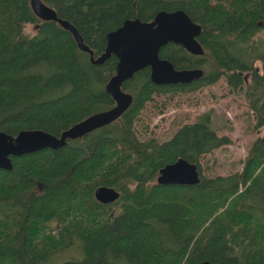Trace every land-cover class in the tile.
<instances>
[{
	"label": "trees",
	"instance_id": "16d2710c",
	"mask_svg": "<svg viewBox=\"0 0 264 264\" xmlns=\"http://www.w3.org/2000/svg\"><path fill=\"white\" fill-rule=\"evenodd\" d=\"M39 1L76 28L94 58L125 20L149 22L159 11L182 10L201 26L203 54L167 43L159 57L203 74L187 84L157 85L143 68L122 83L132 102L117 119L60 149L11 156L12 168L0 169V264H41L68 249L75 257L61 264H264V134L239 169L222 174L203 167L209 154L231 144L211 129L209 114L163 142L140 140L133 129L156 95L191 93L221 78L242 89L251 130L262 128L264 0ZM117 61L110 55L93 64L72 33L43 19L31 0H0V132L59 136L112 109L106 85ZM179 158L196 165L199 182L157 183L159 170ZM98 187L119 197L100 203Z\"/></svg>",
	"mask_w": 264,
	"mask_h": 264
},
{
	"label": "water",
	"instance_id": "95a60500",
	"mask_svg": "<svg viewBox=\"0 0 264 264\" xmlns=\"http://www.w3.org/2000/svg\"><path fill=\"white\" fill-rule=\"evenodd\" d=\"M34 10L46 20L59 23L69 30L78 46L90 54L95 65L102 64L110 55L117 58L116 72L106 85L116 105L107 111L99 112L62 131L59 136L39 129L21 130L12 136L0 132V169L12 168L11 156H21L45 148L60 149L67 140L80 138L90 131L107 125L117 119L131 104L132 96L121 89L124 81L143 68L149 67L150 80L157 85L187 84L199 79L201 69L177 70L166 59L159 57V50L167 43L181 45L188 52L201 55L203 50L197 37L201 26L193 22L182 10L172 12L159 11L149 22L139 19L125 20L117 29L106 34L105 51L94 58L92 51L83 43L76 28L57 16V13L39 0H31ZM199 182V173L193 163L179 158L166 164L159 170L157 183L162 185H193ZM100 203H111L119 197V193L109 187H98L94 191ZM199 264H227L226 262H208Z\"/></svg>",
	"mask_w": 264,
	"mask_h": 264
},
{
	"label": "rangeland",
	"instance_id": "374dc122",
	"mask_svg": "<svg viewBox=\"0 0 264 264\" xmlns=\"http://www.w3.org/2000/svg\"><path fill=\"white\" fill-rule=\"evenodd\" d=\"M26 31L34 33V26L26 25ZM264 45V30L258 34ZM258 65V63H257ZM209 114L210 127L219 136H227L231 144L216 149L203 162L218 172L225 174L234 168L239 169L238 161L247 152L251 142L264 134V126L252 131L254 116L250 112L242 89L233 90L221 78L211 86L191 93H166L156 95L138 115L133 129L140 140L155 138L159 142L169 139L183 124L192 123L203 114ZM222 164V167L218 166ZM209 170L210 173H215ZM75 257L73 249L53 256L41 264H61Z\"/></svg>",
	"mask_w": 264,
	"mask_h": 264
}]
</instances>
